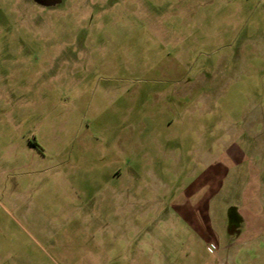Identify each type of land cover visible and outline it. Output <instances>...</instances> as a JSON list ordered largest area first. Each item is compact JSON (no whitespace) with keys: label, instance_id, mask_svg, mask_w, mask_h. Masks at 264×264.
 I'll return each mask as SVG.
<instances>
[{"label":"rangeland","instance_id":"rangeland-1","mask_svg":"<svg viewBox=\"0 0 264 264\" xmlns=\"http://www.w3.org/2000/svg\"><path fill=\"white\" fill-rule=\"evenodd\" d=\"M0 264H264V0H0Z\"/></svg>","mask_w":264,"mask_h":264},{"label":"trees","instance_id":"trees-1","mask_svg":"<svg viewBox=\"0 0 264 264\" xmlns=\"http://www.w3.org/2000/svg\"><path fill=\"white\" fill-rule=\"evenodd\" d=\"M229 211L231 216L229 231L230 233H238L240 231L242 217L240 216L239 211L236 209V207H230Z\"/></svg>","mask_w":264,"mask_h":264},{"label":"water","instance_id":"water-1","mask_svg":"<svg viewBox=\"0 0 264 264\" xmlns=\"http://www.w3.org/2000/svg\"><path fill=\"white\" fill-rule=\"evenodd\" d=\"M36 1L44 5H50V4H56L60 0H36Z\"/></svg>","mask_w":264,"mask_h":264},{"label":"crops","instance_id":"crops-1","mask_svg":"<svg viewBox=\"0 0 264 264\" xmlns=\"http://www.w3.org/2000/svg\"><path fill=\"white\" fill-rule=\"evenodd\" d=\"M187 256H188V253H187Z\"/></svg>","mask_w":264,"mask_h":264},{"label":"flooded vegetation","instance_id":"flooded-vegetation-1","mask_svg":"<svg viewBox=\"0 0 264 264\" xmlns=\"http://www.w3.org/2000/svg\"><path fill=\"white\" fill-rule=\"evenodd\" d=\"M57 4V3H56Z\"/></svg>","mask_w":264,"mask_h":264}]
</instances>
